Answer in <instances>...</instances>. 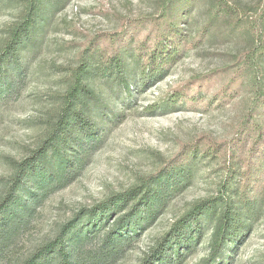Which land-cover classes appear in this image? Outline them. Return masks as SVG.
<instances>
[{
    "label": "rangeland",
    "instance_id": "374dc122",
    "mask_svg": "<svg viewBox=\"0 0 264 264\" xmlns=\"http://www.w3.org/2000/svg\"><path fill=\"white\" fill-rule=\"evenodd\" d=\"M0 64V205L22 171L70 162L0 264L77 217L105 223L95 248L148 192L154 216L115 264H143L168 234L155 264H264V0H0Z\"/></svg>",
    "mask_w": 264,
    "mask_h": 264
},
{
    "label": "trees",
    "instance_id": "16d2710c",
    "mask_svg": "<svg viewBox=\"0 0 264 264\" xmlns=\"http://www.w3.org/2000/svg\"><path fill=\"white\" fill-rule=\"evenodd\" d=\"M19 45L20 43H17V45L13 47L12 51L14 52H11L17 53V51H19ZM152 59L150 66H155L156 69L157 58L155 57V59ZM168 59L169 58L165 61ZM162 63H164V60L160 61L159 66L162 65ZM155 69H153V72H155ZM2 72L3 67L2 64H0V78L3 75ZM8 79L7 77L5 79L2 78L0 82H6ZM73 122L74 118H72V121L67 120L62 127L66 129L71 126ZM57 136L58 137L55 139L56 145L54 146V154L60 153L61 150H59L58 147H60V142H63V135ZM90 137L96 139L94 135ZM90 137L86 139V142L92 139ZM65 158L66 157L63 155L58 156L59 164L56 166L54 174L50 177H40V169L30 168L29 170L22 171L21 174L15 177L12 183L13 186L4 200L5 204L0 205V260L3 251L1 245L5 243L6 238H10L13 232H16L20 226L24 225L26 219L30 215V204L36 203L38 199L50 189L53 183H59L65 178V169L67 166H70V162H66ZM39 177L41 180H39ZM139 195L137 191H131L114 198L111 202L105 203L102 208H100L102 215L99 213L94 215V222L97 221V217L99 216V219L103 216L107 220L110 215L107 211L111 213L112 210L121 213L127 209L129 204L137 199ZM155 199L153 192L146 193L139 200L138 204L133 206L132 211L124 215L123 222L121 221L120 225L112 232L107 233V235H105L106 237L104 236L101 243H98L95 248H88L85 246V242L96 237V235H98L97 232H100L102 228L105 229V223L102 221L100 226H97V224L93 225L92 222L86 225L77 217L63 225L54 239L44 244L41 248L36 249V251L18 264H115L121 256V251H123L120 245L124 243L126 237H129V232H135L139 224H145L153 218L156 204ZM226 224H228V222ZM95 225L96 229L92 230L91 227ZM113 226H115V224ZM172 241V235L168 234L159 245L156 255L154 254L152 257L146 259L143 264H155V260H161L160 258H162L165 252L164 248Z\"/></svg>",
    "mask_w": 264,
    "mask_h": 264
}]
</instances>
